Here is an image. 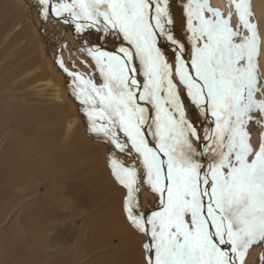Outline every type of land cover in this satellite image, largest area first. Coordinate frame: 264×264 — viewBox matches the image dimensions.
Wrapping results in <instances>:
<instances>
[{"label": "snow or ice", "instance_id": "snow-or-ice-1", "mask_svg": "<svg viewBox=\"0 0 264 264\" xmlns=\"http://www.w3.org/2000/svg\"><path fill=\"white\" fill-rule=\"evenodd\" d=\"M36 10L82 41L87 75L56 62L110 146L143 264H245L264 246V34L251 0L226 11L210 0H36Z\"/></svg>", "mask_w": 264, "mask_h": 264}, {"label": "rangeland", "instance_id": "rangeland-1", "mask_svg": "<svg viewBox=\"0 0 264 264\" xmlns=\"http://www.w3.org/2000/svg\"><path fill=\"white\" fill-rule=\"evenodd\" d=\"M0 4V264H143V238L125 220L106 162L110 146L88 130L56 62L87 75L82 41L73 27L42 19L36 0ZM140 202H155L146 187ZM262 253L253 247L245 264Z\"/></svg>", "mask_w": 264, "mask_h": 264}, {"label": "bare ground", "instance_id": "bare-ground-1", "mask_svg": "<svg viewBox=\"0 0 264 264\" xmlns=\"http://www.w3.org/2000/svg\"><path fill=\"white\" fill-rule=\"evenodd\" d=\"M214 1V4L218 7V8H220L221 10H227V3H228V0H213ZM253 1V4H254V10H255V12H254V14H255V17H254V19L257 21V22H259V24H260V28H261V32H262V34H264V0H252ZM1 5V4H0ZM2 7L0 6V10H4L5 8H2ZM52 19H54V20H56L55 18H52ZM57 21V20H56ZM8 23H9V20L7 21L6 20V22L3 24L4 25V27L6 26V25H8ZM14 37H16V35L14 36ZM262 64H264V57H262ZM52 107H49V108H45V112H47L46 110H52L51 109ZM55 110V109H54ZM65 110V109H64ZM58 111H60V113L62 112L61 110H59L58 109ZM54 114V113H53ZM62 114V113H61ZM52 115V114H51ZM61 116V115H60ZM48 119V118H47ZM58 120V119H57ZM52 121V120H51ZM52 135V134H51ZM72 136V135H71ZM70 144V143H69ZM65 145V144H64ZM75 145V144H74ZM63 146V145H62ZM77 146V145H76ZM19 148V147H18ZM74 149V148H73ZM20 154V153H19ZM56 155V154H55ZM58 156V155H57ZM31 159V158H30ZM14 165V164H13ZM5 167V166H4ZM10 168H15V169H17V171H16V173H26V171H27V168L26 167H24V168H21L20 166H16L15 167V165L13 166V167H10ZM5 170L7 171V173H8V169H7V167H5ZM27 174V173H26ZM1 182L2 183H4V182H7V183H9V184H13L15 181H8V178H6V177H3L2 179H1ZM1 183V184H2ZM82 202H83V200H82ZM111 220V219H110ZM106 222H105V227H108V225H111L110 223H109V220H105ZM118 221V220H117ZM253 249V248H252ZM263 249V248H262ZM255 250V249H254ZM254 252V251H253ZM256 252V251H255ZM259 254V253H258ZM255 255H256V253H255ZM254 254L252 255L253 257H256ZM250 258H251V256H250ZM256 259V258H255ZM131 264H133L132 262H131Z\"/></svg>", "mask_w": 264, "mask_h": 264}]
</instances>
